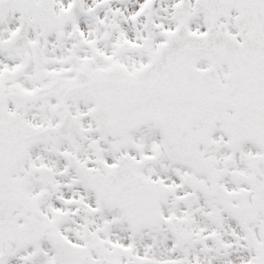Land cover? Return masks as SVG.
I'll list each match as a JSON object with an SVG mask.
<instances>
[{
    "label": "snow or ice",
    "instance_id": "obj_1",
    "mask_svg": "<svg viewBox=\"0 0 264 264\" xmlns=\"http://www.w3.org/2000/svg\"><path fill=\"white\" fill-rule=\"evenodd\" d=\"M0 264H264V0H0Z\"/></svg>",
    "mask_w": 264,
    "mask_h": 264
}]
</instances>
